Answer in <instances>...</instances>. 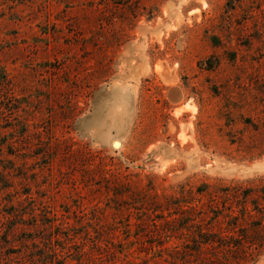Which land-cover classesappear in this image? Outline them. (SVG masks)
Wrapping results in <instances>:
<instances>
[{
  "label": "rangeland",
  "instance_id": "obj_1",
  "mask_svg": "<svg viewBox=\"0 0 264 264\" xmlns=\"http://www.w3.org/2000/svg\"><path fill=\"white\" fill-rule=\"evenodd\" d=\"M259 180L264 0H0V264H264L192 243Z\"/></svg>",
  "mask_w": 264,
  "mask_h": 264
},
{
  "label": "trees",
  "instance_id": "obj_2",
  "mask_svg": "<svg viewBox=\"0 0 264 264\" xmlns=\"http://www.w3.org/2000/svg\"><path fill=\"white\" fill-rule=\"evenodd\" d=\"M259 181V186L234 184L214 192L212 197L220 201L206 203L210 216L205 214L195 226L194 252H215L224 259L264 253V182ZM188 209L196 211V206Z\"/></svg>",
  "mask_w": 264,
  "mask_h": 264
}]
</instances>
